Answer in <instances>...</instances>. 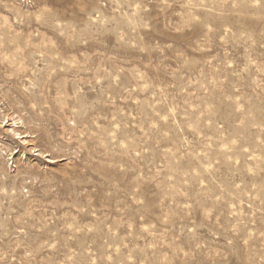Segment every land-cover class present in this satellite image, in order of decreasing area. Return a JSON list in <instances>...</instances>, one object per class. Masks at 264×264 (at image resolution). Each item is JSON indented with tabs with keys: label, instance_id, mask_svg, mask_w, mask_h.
Listing matches in <instances>:
<instances>
[{
	"label": "rangeland",
	"instance_id": "rangeland-1",
	"mask_svg": "<svg viewBox=\"0 0 264 264\" xmlns=\"http://www.w3.org/2000/svg\"><path fill=\"white\" fill-rule=\"evenodd\" d=\"M0 264H264V0H0Z\"/></svg>",
	"mask_w": 264,
	"mask_h": 264
},
{
	"label": "bare ground",
	"instance_id": "bare-ground-1",
	"mask_svg": "<svg viewBox=\"0 0 264 264\" xmlns=\"http://www.w3.org/2000/svg\"><path fill=\"white\" fill-rule=\"evenodd\" d=\"M19 133V132H18Z\"/></svg>",
	"mask_w": 264,
	"mask_h": 264
}]
</instances>
